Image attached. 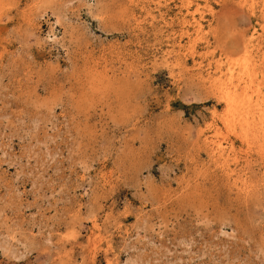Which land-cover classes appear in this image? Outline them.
<instances>
[{"label": "rangeland", "instance_id": "1", "mask_svg": "<svg viewBox=\"0 0 264 264\" xmlns=\"http://www.w3.org/2000/svg\"><path fill=\"white\" fill-rule=\"evenodd\" d=\"M230 79L264 109V0H0V264H264Z\"/></svg>", "mask_w": 264, "mask_h": 264}, {"label": "bare ground", "instance_id": "2", "mask_svg": "<svg viewBox=\"0 0 264 264\" xmlns=\"http://www.w3.org/2000/svg\"><path fill=\"white\" fill-rule=\"evenodd\" d=\"M249 2H250V0H243V3L246 4V5L249 4ZM251 5H252V3H251ZM196 28H197V31L200 32L201 29H202V25L199 22H197ZM248 64H250V63H247L246 65L245 64H241V65H245L243 69H246L245 71H247V73L250 71L249 68H248L249 67ZM229 71L231 72L230 76L231 77L234 76L233 75L234 70L230 69ZM254 73H255V71H254ZM255 74H257V73H255ZM242 77H243V75H242ZM234 78L236 80L237 76H235ZM233 79H230V81L228 80L229 83L224 82L223 85H219V86H218V82L216 83L218 93L220 95H223V97H224L223 99L225 100V104H226V107H227L228 117L225 118V120L228 123L232 124L233 126L239 127V129H241V131L243 132L244 135H246L249 131H252V130L253 131H259L258 129H261V127L264 126L263 101H261L260 97L256 98L257 100H255L254 92L251 91V87H250L251 85L248 84L249 82H251V81H249V80H251V78H247V79H249L248 80L249 82L245 83L244 85H242L243 82H241V80H240V82L238 81V84L232 86L233 88L232 87L230 88L229 86L234 84ZM244 82H245V80H244ZM251 84H252V82H251ZM253 88H255V87H252V89ZM260 93L261 92H259V94ZM262 100H263V98H262ZM247 135L250 136V134H247ZM246 141H248V139ZM221 150H222V147H221V144H220V146L218 145V147L216 148V151H221Z\"/></svg>", "mask_w": 264, "mask_h": 264}]
</instances>
